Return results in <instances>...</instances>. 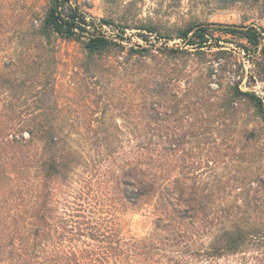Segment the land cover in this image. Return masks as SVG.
Returning a JSON list of instances; mask_svg holds the SVG:
<instances>
[{
  "label": "trees",
  "instance_id": "16d2710c",
  "mask_svg": "<svg viewBox=\"0 0 264 264\" xmlns=\"http://www.w3.org/2000/svg\"><path fill=\"white\" fill-rule=\"evenodd\" d=\"M239 1L245 0H223ZM31 20L27 60L21 52L15 75L0 76V89L10 97L0 98V264H264V226L251 225L249 193L237 206L242 213L221 211L218 143L221 108L222 126L247 106L264 123L263 101L236 84L213 117L179 116L203 101L173 103L175 93L168 90L182 72L163 68L204 58L212 31L255 49L262 32L190 25L177 32L183 47L150 44L138 47L134 60L113 64V51L123 52V46L89 30L95 21L72 0H50L42 17L33 14ZM58 41L80 47L77 69L86 88L93 79L105 92L111 78L126 84L141 74V98H94L99 114L88 119L84 132H72L76 123L65 118L56 90ZM260 54L264 58V47ZM217 59L226 72L229 58ZM111 110L120 126L115 117L106 121ZM80 141L90 142L89 148ZM141 206L151 207L153 227L137 237L126 230L125 216Z\"/></svg>",
  "mask_w": 264,
  "mask_h": 264
},
{
  "label": "rangeland",
  "instance_id": "374dc122",
  "mask_svg": "<svg viewBox=\"0 0 264 264\" xmlns=\"http://www.w3.org/2000/svg\"><path fill=\"white\" fill-rule=\"evenodd\" d=\"M49 2L50 0H0V76L15 75L14 65L21 52L24 60H27L31 16L37 14V17H42ZM72 4L79 7L90 23L95 21L89 30L101 31L123 46V52L113 51L110 58L113 64H122L127 59L134 60L139 56L135 53L138 47L150 48V44L156 48L162 45L183 47V42L176 38L177 32L190 25H210L212 29L254 27L262 32L263 39L258 49L250 47L237 36L212 31V39L208 47L203 49L206 54L204 58L200 59L201 55H197L188 62L185 58L163 68L165 73L174 68L182 72L170 87L171 91L168 90L169 95L171 92L175 93L174 97H169L173 98V103L195 102L199 98L203 101L201 106H195L193 110H181L179 116L189 114L193 118L200 115L213 117L218 105L222 106L226 98H231L230 89L236 84L243 91L255 94L258 92L264 105V58L260 54L264 47V0L236 3H226L223 0H72ZM101 20H106L109 24L101 27L98 24ZM33 23L38 25L39 20ZM56 49L57 96L60 104L66 107L65 118L76 123L72 132H84L88 119H94L91 116L99 114L94 111L95 104H91L94 98L103 95V98H141L140 82L143 75H131L126 84H120L121 81L117 78H111L105 92L93 79L88 80L86 88L77 69L81 57L80 47L74 42L58 41ZM221 54L229 58L230 62L224 73L221 71V62L217 59L221 58ZM162 64L163 61H160L156 68ZM208 73H211L209 80L206 79ZM160 81H164L163 78ZM206 83L211 90L206 88ZM0 98H10L9 92L1 88ZM69 106L72 108L68 111ZM161 111L166 112L167 109ZM116 114L115 110L109 111L106 121L109 116L113 120L115 117L120 126L121 121ZM222 118L224 119L221 108V131L218 139L221 148V211H232L235 215L242 213L244 210L239 211L237 206L244 200L242 193H249V196L245 193V198L249 197L247 201L250 206L247 210L251 225L264 226V186L258 182L262 176L264 181V123L256 116L254 109L248 106L229 115L227 125L222 126ZM94 124L96 127V123ZM111 126L112 124L109 128ZM77 144L86 148L85 150L90 146V142L86 141ZM72 145L77 148L75 144ZM88 154L91 155L92 151ZM252 181L254 184L250 185ZM125 220L129 234L145 236L153 227L151 207L132 208L127 212ZM221 264H236V260H222Z\"/></svg>",
  "mask_w": 264,
  "mask_h": 264
},
{
  "label": "built area",
  "instance_id": "2783aa9c",
  "mask_svg": "<svg viewBox=\"0 0 264 264\" xmlns=\"http://www.w3.org/2000/svg\"><path fill=\"white\" fill-rule=\"evenodd\" d=\"M256 95L262 100V96H260L258 92H256Z\"/></svg>",
  "mask_w": 264,
  "mask_h": 264
}]
</instances>
